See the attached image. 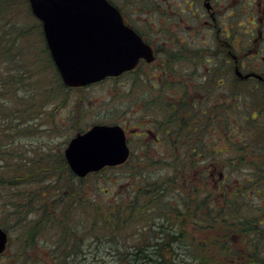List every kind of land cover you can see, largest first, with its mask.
Returning a JSON list of instances; mask_svg holds the SVG:
<instances>
[{"label":"trees","instance_id":"trees-1","mask_svg":"<svg viewBox=\"0 0 264 264\" xmlns=\"http://www.w3.org/2000/svg\"><path fill=\"white\" fill-rule=\"evenodd\" d=\"M20 2L0 0L3 33L0 35V62L16 55L4 73V80L12 72L18 73L17 80L25 79L24 65H16L17 47L21 38L37 33L43 37L45 58L49 60L55 87L68 92L71 88L63 82L46 45L42 22L30 6L29 16L33 20L30 26L25 27L16 20L14 9ZM24 2L29 4L28 0ZM255 97V92L246 90L244 109L229 110L195 106L192 99H181L180 107L172 108L171 118L165 122V127L162 125V130L159 122L154 124L160 134L168 133L166 139L170 142L163 145L160 142L162 147L158 150L166 147L168 151L162 153H169L170 157L157 160L164 165L158 172L149 171L153 156H160L154 150L151 153L147 150L144 157H138V162L134 163L132 149L126 163L103 169L128 166L138 179L129 199L116 205L96 203L85 194L81 182L77 181L79 177L70 169L62 152L59 167L67 179L64 188H56L52 178L51 195L40 203L32 204L31 196L35 194L29 192L26 202L16 200L9 204L12 208L9 213L24 226L20 250L12 264L35 263L37 260L32 254L44 252L48 258L43 264H95L96 261L104 264H226L225 260L231 264V254L237 252V248L230 246L226 250L219 241L224 231L234 238V232L241 230L260 236V264H264V110L255 108ZM170 104L173 106L172 102ZM20 117L17 115L16 119L19 121ZM231 117L244 118L246 122L230 124ZM258 118L262 121L256 122ZM4 121L9 128L17 124L13 123L11 115ZM229 126L233 134L238 133L242 138H226L227 147L224 145L217 151L214 146L219 140L205 134L216 128L227 133ZM246 165L250 171L238 175L239 169ZM27 169H15L8 184L24 179ZM217 171L225 174L231 184L236 181L228 196L224 194L223 180L215 176ZM209 180L215 181L211 187ZM26 211L34 213L35 217H24L22 213ZM209 237L218 240L210 246ZM104 248L112 255L110 260L104 259ZM180 255L187 260H180Z\"/></svg>","mask_w":264,"mask_h":264},{"label":"rangeland","instance_id":"rangeland-1","mask_svg":"<svg viewBox=\"0 0 264 264\" xmlns=\"http://www.w3.org/2000/svg\"><path fill=\"white\" fill-rule=\"evenodd\" d=\"M121 2L123 0H118L117 3ZM29 6L30 4L21 0L18 7L14 9L17 12L16 20L25 27H29V24L33 22L29 16ZM2 34L0 29V35ZM24 37L20 40L19 48L17 47L19 59L16 65H24V74H27L24 76L25 79L17 80L15 75L18 73L12 72L7 76V80H4V73L13 64L11 59L13 60L16 55L9 56L6 62H0V225L6 227L10 235L7 250L0 254V264H12L16 261L23 239V222L9 213V209H12L9 208V204L16 200L26 202L29 192L35 194L31 196V203H40L51 195L52 178L56 182V188L65 187L67 179L60 172L61 167H59L61 154L74 135L95 123H120L127 129L128 142L134 149L135 154L132 153L134 163L138 162L136 160L138 157L140 159L144 157L147 150L150 153L154 150L160 155L153 156L154 161L149 167V171L156 173L164 166L157 160L170 157L169 153H162L168 151L166 147L158 150V147H162L164 143H170L166 139L168 133L160 134L159 129L162 130V125L164 124L165 127V122L171 118L172 108L180 107L178 101L173 106L165 102L166 99L172 100L173 97L166 88L158 92L160 83L153 77L147 79L129 76L118 79L106 78L84 87L71 88L68 92L61 91L55 87L49 60L45 58L47 55L42 35L29 33ZM154 83L157 84L155 87ZM148 98L151 102L147 105ZM9 115L13 123H17L12 126L13 128L4 124V119ZM17 115L21 116L19 121L16 119ZM29 118L31 120L27 121ZM237 118L231 117L229 123H235ZM146 121L148 123L146 126L154 129V134L144 135L147 129L144 126ZM158 122L159 129L154 127V124ZM231 128L232 126L228 127L227 133L216 128L215 131L205 135L219 140L214 146L219 151L224 145L227 147L225 134L227 139L242 138V135L238 133L233 134ZM174 135L177 137L176 134ZM154 136L158 139L153 140ZM161 141L162 145H160ZM178 149H180L179 146L176 150ZM127 167L90 173L83 181L76 178L85 189L84 193L94 202H109L116 205L124 199H129L133 188L138 183L137 177L132 174L133 171ZM26 168L28 169L23 175L24 179L19 178V181L8 184L9 177L15 175L13 173L15 169L25 170ZM248 171H250L248 165L242 166L238 175ZM215 176L221 177L219 171ZM230 176L233 178L232 172ZM234 182L236 181H233V184L230 183L229 192ZM209 183L211 187L215 181L209 180ZM22 215H25L24 217L27 215L29 218L35 217L30 211ZM74 219H76L75 215ZM129 234L131 231L127 232V235ZM126 242L129 243V240ZM104 249V259L110 260L112 255L107 251L108 248ZM89 255L91 259L92 255ZM32 256L37 260L32 264H43L48 258L45 252L42 255L33 253ZM183 259L187 260L180 255V260ZM95 264L104 263L96 261Z\"/></svg>","mask_w":264,"mask_h":264},{"label":"flooded vegetation","instance_id":"flooded-vegetation-1","mask_svg":"<svg viewBox=\"0 0 264 264\" xmlns=\"http://www.w3.org/2000/svg\"><path fill=\"white\" fill-rule=\"evenodd\" d=\"M111 1L154 52L151 61L140 58L134 68L111 78L153 77L158 92L166 88L174 95L165 102L180 106L181 99L190 98L210 109H244L249 90L255 92V108L264 110V0ZM240 122L245 119L235 121ZM146 128L144 135L154 134ZM221 180L228 196L230 182L223 173ZM230 234L224 231L219 242L226 250L237 248L231 264H260V236L250 230ZM210 237L212 246L218 239Z\"/></svg>","mask_w":264,"mask_h":264},{"label":"water","instance_id":"water-1","mask_svg":"<svg viewBox=\"0 0 264 264\" xmlns=\"http://www.w3.org/2000/svg\"><path fill=\"white\" fill-rule=\"evenodd\" d=\"M41 20L48 48L68 87L86 86L119 75L140 58L151 61L152 47L124 21L109 0H29ZM71 170L80 177L130 156L125 128L120 123H95L78 132L64 149ZM9 233L0 225V253Z\"/></svg>","mask_w":264,"mask_h":264}]
</instances>
